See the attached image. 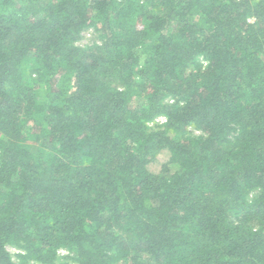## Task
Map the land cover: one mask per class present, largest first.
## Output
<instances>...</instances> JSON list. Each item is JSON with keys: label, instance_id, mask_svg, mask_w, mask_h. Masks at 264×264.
Segmentation results:
<instances>
[{"label": "trees", "instance_id": "trees-1", "mask_svg": "<svg viewBox=\"0 0 264 264\" xmlns=\"http://www.w3.org/2000/svg\"><path fill=\"white\" fill-rule=\"evenodd\" d=\"M0 264H264V0H0Z\"/></svg>", "mask_w": 264, "mask_h": 264}, {"label": "rangeland", "instance_id": "rangeland-1", "mask_svg": "<svg viewBox=\"0 0 264 264\" xmlns=\"http://www.w3.org/2000/svg\"><path fill=\"white\" fill-rule=\"evenodd\" d=\"M94 43L99 44L101 42L97 38V35L94 32H92L91 29L82 32L80 34V38L75 42L76 45L81 46V47L91 46ZM164 121H165L164 117L160 116V117L154 119L151 123H149V126L151 128H154L155 126L164 123ZM190 133L193 137H197L200 135V133L198 131H195L193 129H190ZM7 251L9 252V254L11 255V257L14 261H18L17 255L19 253H21L20 249H18L16 247L8 246ZM71 256L72 255L70 253H68L65 250H62L59 252L60 258L57 261L58 262H65L66 261V262L72 263L70 260Z\"/></svg>", "mask_w": 264, "mask_h": 264}]
</instances>
